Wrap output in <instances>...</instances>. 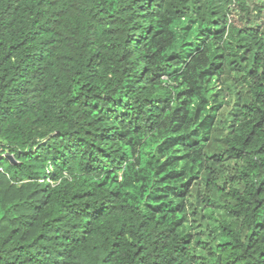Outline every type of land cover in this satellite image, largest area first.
<instances>
[{
	"label": "trees",
	"instance_id": "obj_1",
	"mask_svg": "<svg viewBox=\"0 0 264 264\" xmlns=\"http://www.w3.org/2000/svg\"><path fill=\"white\" fill-rule=\"evenodd\" d=\"M263 14L0 0V264H264Z\"/></svg>",
	"mask_w": 264,
	"mask_h": 264
},
{
	"label": "rangeland",
	"instance_id": "obj_2",
	"mask_svg": "<svg viewBox=\"0 0 264 264\" xmlns=\"http://www.w3.org/2000/svg\"><path fill=\"white\" fill-rule=\"evenodd\" d=\"M249 2L253 5L255 2H257V3H263L264 4V0H249ZM237 15V13L236 14H234V16H236ZM237 17V16H236ZM235 17V18H236ZM234 18V20L233 21H235V22H237V23H239L240 24V22H239V20H238V17L235 19ZM259 21L260 22H262L263 23V26H264V14H263V18L262 19H259Z\"/></svg>",
	"mask_w": 264,
	"mask_h": 264
},
{
	"label": "water",
	"instance_id": "obj_3",
	"mask_svg": "<svg viewBox=\"0 0 264 264\" xmlns=\"http://www.w3.org/2000/svg\"><path fill=\"white\" fill-rule=\"evenodd\" d=\"M6 157L10 159L12 162H15L14 156L12 154H6Z\"/></svg>",
	"mask_w": 264,
	"mask_h": 264
}]
</instances>
